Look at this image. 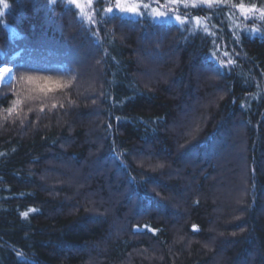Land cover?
Listing matches in <instances>:
<instances>
[{"label": "trees", "instance_id": "trees-1", "mask_svg": "<svg viewBox=\"0 0 264 264\" xmlns=\"http://www.w3.org/2000/svg\"><path fill=\"white\" fill-rule=\"evenodd\" d=\"M175 1L0 0V264H264V0Z\"/></svg>", "mask_w": 264, "mask_h": 264}, {"label": "rangeland", "instance_id": "rangeland-1", "mask_svg": "<svg viewBox=\"0 0 264 264\" xmlns=\"http://www.w3.org/2000/svg\"><path fill=\"white\" fill-rule=\"evenodd\" d=\"M65 3L74 6L77 11L78 14L80 16V18L83 20V22H85L91 29H94L97 24H98V20H99V15H103L104 13L107 14H113V13H119L122 14L124 16H129V17H133V18H138L141 16H145L147 15V17H150L151 19H153V17L150 15V12L153 8H157L158 10L162 11V12H167L168 15L164 16V17H160L157 19H153V21L156 22H163V23H178L180 24L176 19H174V16H179L181 17L182 20H184L186 23L188 22V17L185 15H182L178 12V10L175 8V4L176 1L173 0L172 2H159L157 0H140L141 2V7L139 9V11L142 13V15L140 16H131V15H127L118 11H115L116 9V3L117 0H77V2L75 4L70 3V0H63ZM183 1V0H182ZM130 0H121L122 4H127L129 3ZM143 4H148L149 8L145 9L143 8ZM113 9V12H108L107 9ZM247 8V7H245ZM253 8V7H251ZM241 12V11H240ZM244 18H246V20L248 18H251V22H260L259 18L262 19V13L258 12L256 9L253 12L248 13L247 15H244ZM191 24L193 26L196 25H202L203 22L198 18V19H193V22L191 21ZM221 46V45H220ZM219 46V51H220V57L222 60L227 59V50H225L226 47H220ZM221 60V62H222ZM226 62V61H225ZM7 68L8 71L5 72L3 71V69ZM1 72H3L4 74H1ZM0 86L10 82L13 77H14V67L12 65H7V64H2L0 66ZM63 81L60 83L61 85H63L66 82V79H62ZM72 82V81H71ZM67 83V82H66ZM68 84V83H67Z\"/></svg>", "mask_w": 264, "mask_h": 264}, {"label": "snow or ice", "instance_id": "snow-or-ice-1", "mask_svg": "<svg viewBox=\"0 0 264 264\" xmlns=\"http://www.w3.org/2000/svg\"><path fill=\"white\" fill-rule=\"evenodd\" d=\"M76 2H77V0H70V3L75 4ZM89 2H90V0H89ZM140 7H141L140 0H130V2L127 4H122L121 0H117L115 11H118V12H121V13H124L127 15H131V16H140V15H142V13L139 11ZM239 7H240L241 13L244 15H247L248 13L255 11L254 7L253 8H245L244 5H242V4ZM143 8L148 9L149 5L143 4ZM107 11L113 12L114 10L109 8V9H107ZM150 15L153 17V19H157V18L164 17V16L168 15V13L162 12V11L158 10L157 8H153L150 12ZM262 16H264V12H262ZM173 18L176 19L181 24L185 23V21L182 20L181 17H179V16H174ZM3 71L7 72L8 69L5 68V69H3ZM194 228H195V226H194Z\"/></svg>", "mask_w": 264, "mask_h": 264}, {"label": "bare ground", "instance_id": "bare-ground-1", "mask_svg": "<svg viewBox=\"0 0 264 264\" xmlns=\"http://www.w3.org/2000/svg\"><path fill=\"white\" fill-rule=\"evenodd\" d=\"M1 74H4V73H3V72H1ZM1 74H0V75H1Z\"/></svg>", "mask_w": 264, "mask_h": 264}]
</instances>
